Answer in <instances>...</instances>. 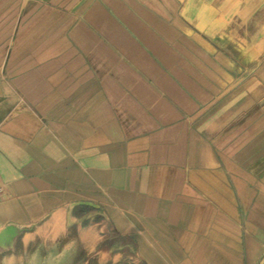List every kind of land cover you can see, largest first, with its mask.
Instances as JSON below:
<instances>
[{
  "label": "crops",
  "instance_id": "obj_1",
  "mask_svg": "<svg viewBox=\"0 0 264 264\" xmlns=\"http://www.w3.org/2000/svg\"><path fill=\"white\" fill-rule=\"evenodd\" d=\"M0 182V264H264V0H0Z\"/></svg>",
  "mask_w": 264,
  "mask_h": 264
},
{
  "label": "rangeland",
  "instance_id": "obj_2",
  "mask_svg": "<svg viewBox=\"0 0 264 264\" xmlns=\"http://www.w3.org/2000/svg\"><path fill=\"white\" fill-rule=\"evenodd\" d=\"M56 229L53 239L48 240L45 246L43 243L39 245L40 241H44V235L41 234L40 239H37L38 244L28 247L25 254L18 256V260H15L14 262L12 260H5L3 261V264H77L76 256L66 254L59 255L56 253V243L61 242L63 235L61 222H57ZM21 251L22 250L19 249L20 253H22ZM1 261L0 257V262Z\"/></svg>",
  "mask_w": 264,
  "mask_h": 264
},
{
  "label": "water",
  "instance_id": "obj_3",
  "mask_svg": "<svg viewBox=\"0 0 264 264\" xmlns=\"http://www.w3.org/2000/svg\"><path fill=\"white\" fill-rule=\"evenodd\" d=\"M16 236V228L9 225L0 230V247L6 248L12 246L13 239Z\"/></svg>",
  "mask_w": 264,
  "mask_h": 264
},
{
  "label": "built area",
  "instance_id": "obj_4",
  "mask_svg": "<svg viewBox=\"0 0 264 264\" xmlns=\"http://www.w3.org/2000/svg\"><path fill=\"white\" fill-rule=\"evenodd\" d=\"M2 194H3V188H2V183L0 182V200H1Z\"/></svg>",
  "mask_w": 264,
  "mask_h": 264
}]
</instances>
